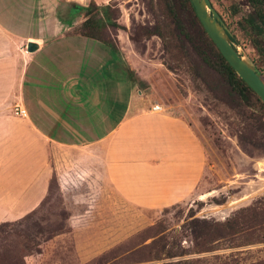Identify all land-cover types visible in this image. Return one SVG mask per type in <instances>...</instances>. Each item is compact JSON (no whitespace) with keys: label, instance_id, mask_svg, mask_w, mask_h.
Instances as JSON below:
<instances>
[{"label":"rangeland","instance_id":"obj_1","mask_svg":"<svg viewBox=\"0 0 264 264\" xmlns=\"http://www.w3.org/2000/svg\"><path fill=\"white\" fill-rule=\"evenodd\" d=\"M54 2L33 0V5L53 7ZM91 2L109 6L111 18H116L115 29L98 34L118 51L115 71L123 72L147 103L161 105L193 127L209 170L189 202L147 213V222L121 206L107 228L101 222L81 223L77 236L99 238L106 229L114 235L111 247L83 257L75 253L71 236L65 235L67 211L52 182L44 205L21 220L0 224V264H264V107L253 96H238L202 60L201 56L215 61V51L189 2H59L61 16L69 9L76 11L78 26L73 33H79L83 21V10L78 15L75 7ZM209 2L233 37L236 51L264 81V30L259 34L252 28L258 20L247 1ZM139 27L155 35L142 38ZM99 73L94 70L96 77Z\"/></svg>","mask_w":264,"mask_h":264},{"label":"crops","instance_id":"obj_2","mask_svg":"<svg viewBox=\"0 0 264 264\" xmlns=\"http://www.w3.org/2000/svg\"><path fill=\"white\" fill-rule=\"evenodd\" d=\"M59 2L66 0L53 7L0 0V223L44 205L54 182L65 235L83 257L111 247L114 235L77 236L81 223L107 228L121 206L147 222V213L197 195L209 166L193 127L147 103L115 71L117 54L72 32L76 11L61 16ZM15 107L24 116L13 115Z\"/></svg>","mask_w":264,"mask_h":264},{"label":"trees","instance_id":"obj_3","mask_svg":"<svg viewBox=\"0 0 264 264\" xmlns=\"http://www.w3.org/2000/svg\"><path fill=\"white\" fill-rule=\"evenodd\" d=\"M181 2L188 3V0H180ZM250 8L253 10L257 20L258 24L257 25H252V28L259 34L263 33L264 30V12L262 11V6L264 5V0H246ZM168 13L171 16V19L175 23V26L181 29L180 22L178 18L176 17L175 13L171 9V7L166 4ZM79 8V7H78ZM80 10H83V21L81 22L80 28H79V35L85 38L93 39L98 42H101L103 45L106 47H109V49L114 53L117 54L118 51L116 48L112 47L105 41L101 39L100 36H98L99 32L104 31L106 28H113L115 29L117 27L116 25V18H111L113 15V12L109 8V6L104 5L98 7L95 5L93 2H91L89 5L86 7H80ZM190 11L193 14L192 8L190 6ZM97 13H100L101 16L96 18L95 15ZM193 17L197 23V25L200 28V31L202 34L206 37L208 43L211 45V47L215 51V61L210 62L206 58L202 57V60L209 64L214 71L220 75L226 84L235 92L237 93L238 96H240L243 99H246L247 96H253L256 100H259L253 93L252 91L235 75L233 70L225 63L223 58L220 56L212 42L208 39V37L205 35L204 31L202 30L200 24L198 23L196 17L193 14ZM139 34L142 38H149L152 35H155L152 31H149L143 27H139ZM228 39L230 41V45L233 47V49L236 50L234 46V39L230 34L228 33ZM264 107L263 105H261ZM0 224H5V223H0Z\"/></svg>","mask_w":264,"mask_h":264},{"label":"water","instance_id":"obj_4","mask_svg":"<svg viewBox=\"0 0 264 264\" xmlns=\"http://www.w3.org/2000/svg\"><path fill=\"white\" fill-rule=\"evenodd\" d=\"M188 1L202 30L225 63L264 106V81L255 68L230 45L228 32L212 8L209 0ZM35 48L34 44L28 43L26 45L27 52H32Z\"/></svg>","mask_w":264,"mask_h":264},{"label":"built area","instance_id":"obj_5","mask_svg":"<svg viewBox=\"0 0 264 264\" xmlns=\"http://www.w3.org/2000/svg\"><path fill=\"white\" fill-rule=\"evenodd\" d=\"M153 111L159 112L160 111V107L158 105H154L153 106ZM25 112L22 109H19L18 107H15L13 109V115L15 116H24Z\"/></svg>","mask_w":264,"mask_h":264}]
</instances>
